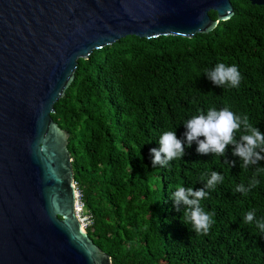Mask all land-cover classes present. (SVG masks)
<instances>
[{"label": "trees", "instance_id": "trees-1", "mask_svg": "<svg viewBox=\"0 0 264 264\" xmlns=\"http://www.w3.org/2000/svg\"><path fill=\"white\" fill-rule=\"evenodd\" d=\"M230 1L233 16L210 33L189 40L125 36L79 58L54 104L51 117L69 133L85 228L112 264H264V233L256 227L264 221V160L242 168L234 146L220 157L197 153L195 142H185L183 158L165 167L153 168L149 154L165 131L184 140V123L210 108L247 116L264 133V6ZM209 15L216 18L215 11ZM218 63L238 67L239 87L207 78ZM213 171L223 182L206 190L201 206L215 213L214 223L207 235L196 234L170 195L178 187L203 188ZM253 176L257 187L235 191ZM249 211L255 218L246 224Z\"/></svg>", "mask_w": 264, "mask_h": 264}, {"label": "water", "instance_id": "water-1", "mask_svg": "<svg viewBox=\"0 0 264 264\" xmlns=\"http://www.w3.org/2000/svg\"><path fill=\"white\" fill-rule=\"evenodd\" d=\"M233 14L230 0H0V264H112L77 216L69 133L51 117L78 59Z\"/></svg>", "mask_w": 264, "mask_h": 264}, {"label": "clouds", "instance_id": "clouds-1", "mask_svg": "<svg viewBox=\"0 0 264 264\" xmlns=\"http://www.w3.org/2000/svg\"><path fill=\"white\" fill-rule=\"evenodd\" d=\"M212 83L219 87L229 85L231 87H239L241 82V73L236 65L228 66L225 63H218L211 70L204 72ZM186 131L184 132V140L178 139L175 131H165L159 138L160 147L151 148L149 154L151 156L152 167H165L169 162L183 158L185 155V142L191 147L193 142L196 143L197 153L201 155L211 154L213 156L223 157L229 145L234 146L232 150L233 156L239 158L242 163L240 167L247 168L253 165H259L264 160V133L249 123L247 116H239L225 107L220 110L210 108L207 114H200L192 117L184 123ZM243 129V134L236 139V133ZM203 137V139H200ZM234 166L235 161H227ZM224 177L213 171L203 188L194 190L192 187H178L170 195L174 202V206L178 211L182 208V222L187 226L191 225V230L196 234L207 235L214 223V212H207L201 206V201L205 199L209 193L206 190L215 189V187L223 182ZM259 181L255 176L249 182L246 188L244 184L236 187L235 191L247 193L252 188L257 187ZM255 218V211H249L244 222L251 224ZM256 227L261 233H264V221L257 220Z\"/></svg>", "mask_w": 264, "mask_h": 264}, {"label": "rangeland", "instance_id": "rangeland-1", "mask_svg": "<svg viewBox=\"0 0 264 264\" xmlns=\"http://www.w3.org/2000/svg\"><path fill=\"white\" fill-rule=\"evenodd\" d=\"M76 190H77V187H76ZM80 209H79V211H77V214H78L79 218H81V220L83 221V224H86L87 225L88 222H89L88 221V217H87L86 213L83 212L82 208H80Z\"/></svg>", "mask_w": 264, "mask_h": 264}, {"label": "built area", "instance_id": "built-area-1", "mask_svg": "<svg viewBox=\"0 0 264 264\" xmlns=\"http://www.w3.org/2000/svg\"><path fill=\"white\" fill-rule=\"evenodd\" d=\"M79 199H80V193L78 192V190H76V200H77V202H78V204L80 205V208H81V202H80ZM77 211H76V213H77ZM77 216H78V214H77ZM78 218H79V216H78ZM79 219H80V221H82L81 218H79ZM82 223H83V221H82ZM83 226L86 227V224H83Z\"/></svg>", "mask_w": 264, "mask_h": 264}, {"label": "bare ground", "instance_id": "bare-ground-1", "mask_svg": "<svg viewBox=\"0 0 264 264\" xmlns=\"http://www.w3.org/2000/svg\"><path fill=\"white\" fill-rule=\"evenodd\" d=\"M80 209V205L79 204H76V211L78 210L79 211Z\"/></svg>", "mask_w": 264, "mask_h": 264}]
</instances>
